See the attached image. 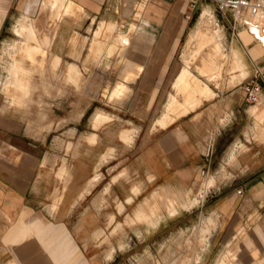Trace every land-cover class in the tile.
Instances as JSON below:
<instances>
[{"label":"crops","instance_id":"crops-1","mask_svg":"<svg viewBox=\"0 0 264 264\" xmlns=\"http://www.w3.org/2000/svg\"><path fill=\"white\" fill-rule=\"evenodd\" d=\"M27 2L30 4L26 7ZM126 2L121 5L119 2L116 3V0H0V45L5 39L3 32H10L12 25L14 30L21 16L28 12L33 15L34 20L39 18V23L34 29L32 43L35 48L34 60L38 61V48L40 50L44 48L49 57L48 60L45 59V62L49 61L51 64L49 78H59L60 86L56 88L54 94H62L67 88L78 90L73 84L68 83V79H82L79 65L70 62L77 61L76 57L80 55L79 60L92 59L98 63V61L108 60L110 55L106 56L105 53L117 52L123 59L122 71L125 73L121 75L120 80H117L112 91H107L109 97H117V89L120 88V92L124 90L127 86L124 83L127 78L131 80L141 75L144 69L140 71L142 61L153 63L146 73L148 77H167L172 68V65H169L171 59L168 53H151L146 55L148 58L140 59L137 58V55L132 54L129 57L124 56V50L133 48L134 45H131L133 42L137 45L139 41L145 39V29L148 26L168 29L169 38L166 39L164 46H166L165 48L169 47L171 41L176 40L175 36H180L183 33L189 20V14L186 13L179 25H177L179 18L175 20L174 24L177 14L184 11V5L191 11L202 4L201 0H197L195 7L190 9L187 0H126ZM209 3L212 5L213 14L215 10L219 16L215 17L216 21L218 23L221 21L219 24L226 29L227 45L233 44L239 49L243 63L244 77L240 80L220 85L212 83L211 80L208 82L214 95L216 97L220 95L216 101H222L221 107L229 110L228 117L224 123L214 124L215 114L207 115L209 112L206 111V107L199 111L193 110L204 98H210L212 94L194 75L191 74L187 78L184 76V79L195 80L193 83H200L201 88L204 87L202 90H207L208 97L200 93L198 105L195 107L182 109L179 106V109L177 108L180 112L179 117L177 116L172 122L169 120V114L165 117L164 112L167 110H164L156 122L162 125L171 123L150 131L148 135L144 136L138 147L131 149L116 162V177L112 178L107 186L114 191L113 195L116 197L117 206L116 217L110 223L108 217L110 213H107L105 217L104 205L95 207L92 202L93 198L98 200L103 195L104 186L93 195L94 197H89L95 184L93 176L99 172L98 166L101 164V159L109 150H112L109 148L99 156L106 143L101 138L99 131H96L101 123L110 119V114L97 109L89 119L86 111L90 104H87L80 110L75 121L67 118L68 113H66L59 120L56 117L49 119V128L41 129L45 133L41 134L39 131L40 134H35L32 133L34 129H32L33 131L30 128L26 129L24 122L22 128L18 129L17 118L6 115L1 110L3 105L1 100L3 99L0 97V132L5 133V135H0V264H95L89 256L91 252L94 253V251H90L92 246L90 237L94 238V231L98 236L99 229H101L102 234L107 236L108 232L105 229L115 222L118 226L122 221V217L117 216L128 215L129 218L126 221L130 219V221L143 220L146 222L143 229L134 228L133 235L137 233L138 235L142 234L144 238L147 237V234L149 235L153 230L154 219L131 218V215L133 212H142L144 209L148 212L149 208H152L153 200L149 201L150 197L154 198L158 193H154V188L183 190L190 183L197 169H208L213 151L219 150L218 153L221 155V151L225 150L218 165V169L223 170L224 163L235 160L236 153L241 149H246L248 152L244 171H242L244 176L235 182L234 186L230 183H218L200 200V211L204 209L202 208L203 203L206 202L207 209L211 211V214L216 212V215L222 218L223 224L210 231L205 249L200 251V260L194 264H213L225 240L231 242L232 246L235 240L241 241V246L237 250L232 264H264V150L249 151L250 147L238 137L239 134H242L245 141L253 140L264 145V10L258 12L246 28L232 27L231 14L228 11L219 12L211 1ZM118 6L121 11L119 14H117ZM165 7L175 9L173 18L170 16L171 21L170 18L167 20V17L161 21L165 14L163 11ZM125 9L129 10L131 16L126 14ZM205 10L207 13L205 19L211 16L210 12L204 9L198 22ZM153 14H160L159 18L162 17V19L154 21L151 19ZM118 15L132 18L128 21L127 31L124 32L130 37L129 32L135 31V39L133 42L130 38L129 42L125 40L126 48L117 39L119 30L116 29V16L118 17ZM136 20L138 23L135 22ZM85 21L87 23L93 21L102 23L106 39L110 38L106 47H103V44L94 45L96 49L94 47L90 49V56L89 53L87 54V50L78 54L79 50L76 48L78 32H74L80 29L81 24ZM167 21L168 24L169 21L171 25L173 23V27L166 26ZM254 25L256 28L261 26V29L257 28L256 31ZM138 29L140 31L137 33ZM174 33H176L175 36ZM6 36L8 35L6 34ZM117 43L121 45L118 46ZM112 46L115 50L112 49ZM174 46L175 43L170 45L172 49ZM39 57L42 61L41 55ZM63 61H65L63 70L61 73H57L60 62ZM156 67L159 72L157 75L154 74ZM73 68L75 70H72ZM178 68L179 66L176 69L178 75L175 80L181 78L179 74L183 71ZM209 74H211L210 77H214V73ZM246 78H253L258 82L261 94L257 101L246 107L251 122L242 130L241 127H235L238 124L237 118H240L237 113L244 110L245 98L241 82ZM141 99L142 103L148 100L146 92L141 93ZM168 104L169 98L163 107L165 108ZM181 104L179 102V105ZM180 109L185 112H181ZM185 109H188L189 112L186 113ZM98 114L105 118L97 123ZM90 123L96 129L92 128ZM79 126L83 127L82 131L85 130V126L94 129L96 135L89 136V139L93 141L87 142L82 137L91 130H85L80 138L81 145L78 150L92 152L87 158L80 154L74 159L73 132L77 131ZM151 127H157L154 121H151ZM57 128L60 129L57 134L51 133ZM117 135L128 143L133 139L134 133L131 128H123L118 130ZM208 138H211L212 152L209 157H206L204 147ZM58 142L60 143L59 147ZM60 157L64 159V162L72 161V168L60 200L54 202L50 194L57 185L56 160ZM93 168L94 172L91 175ZM87 178V185L90 187L89 189L86 187L85 189L88 191L82 195L83 191H80L85 186ZM214 181L215 177L212 173L205 176L197 183L193 192L194 196L192 195L190 198L194 197L197 200L196 196H200V192L213 185ZM237 188L240 189L239 193L236 192ZM186 191L188 192V189ZM111 201L114 206L115 200L111 198ZM78 204L81 209L79 212L76 210ZM44 205L56 208L52 213L48 212L45 215L41 212ZM177 205L179 207L186 206V197L179 200ZM31 212L42 213L44 217H29ZM237 222L241 224L235 227L234 232H231ZM246 226L250 229L249 234H246ZM130 233L132 234V231ZM130 233L126 236V240L125 236L121 238L120 235V239L116 237V242L108 244L102 251L100 250V253L104 254L109 245H113V255L110 257L113 259L115 255L124 251L121 246L129 242L130 236H132ZM104 260L105 258L100 259V262L98 261L96 264H104L106 262Z\"/></svg>","mask_w":264,"mask_h":264},{"label":"rangeland","instance_id":"rangeland-1","mask_svg":"<svg viewBox=\"0 0 264 264\" xmlns=\"http://www.w3.org/2000/svg\"><path fill=\"white\" fill-rule=\"evenodd\" d=\"M201 1L202 4L207 3L209 5L201 4L202 6L199 5V7L194 8L191 11L188 10L186 5H184V11L180 12L181 15L179 13L177 14V17H175L173 23L175 24V20L179 18V22L177 23V25H179L182 18L184 19V14H189V20L183 33L180 36H177L176 33H174V36L176 35V40L173 39V42L171 41L170 44L173 45V43H175L173 49L172 47H170V45L167 48H165L166 46H164L166 39L169 38L168 29H160L159 27L151 28L150 26H148L145 29L146 38L139 41L137 45L133 42L135 39V31L129 32L130 40L133 42L131 45H134V47L131 49L126 48L124 50V56L129 57L131 56L130 54H132L134 56L137 55V58L145 59V57L148 58L147 56L151 53H168L170 54L169 56L171 59L169 61V65H172V68L167 77H148L146 73L153 63H150V61H142V68L140 69V71L143 68L144 69L141 75L131 80H128L129 78H127V81L124 82L127 86L122 92H120V88L117 89V97H109V93L107 92L112 91V89L115 87V83H117V80H120L121 75L125 73L122 71L124 67L123 59L120 58L117 52H112L111 54L105 53L106 56L110 55L108 57V60L98 61V63L96 60L92 59L79 60L81 58L80 55L78 57L74 56L78 58V60L70 62L79 65L81 69L82 79H68V83L73 84L74 87L78 90L76 91L67 88V90H65V92H63L62 94H54V92H56V88L59 87L60 84L59 78H49V67L51 64L49 63V61L45 62L46 58L47 60L49 59L47 55L48 52H45L44 48L43 50H40V48H38V61L36 62L34 60L35 48L32 45L34 33H32L29 38H24L17 30H22L27 27L29 21L33 18V15L28 12L24 13L21 19L17 22V25L14 27V30L12 28L13 25L10 26L11 33L3 32V34L5 35V39L2 40L0 45V97L3 99L1 100L3 104L1 106V110L6 115L8 114L12 117L17 118L16 126L18 127V129L22 128V123L24 122V124H26V129H34V131L32 130V133L38 134L40 131V133L43 134L45 132H43L42 130H46L49 128V119L56 117L59 120V118L64 117V115L68 113L67 118L75 121L80 110L87 104H90V107L86 111L87 117L89 119L91 114L97 109H101L102 111L110 114V119L101 123L99 127H97L98 130L96 131H99L101 138L104 139L106 143L104 150L99 154V156L109 148H112V150H109L102 157L101 164L98 166L99 172H97L93 176V181L95 182L94 188L89 195V197L93 196L104 186L102 191L104 192L103 195H101L98 200H94L93 198L92 202L95 207H102L104 205L105 217L107 213H110L108 216L109 223L113 220L114 217H116V197H114V191L111 189V187L107 188L109 182L112 181V178L116 177V162L121 157L126 155V153L131 149H135L136 147H138L144 136L148 135L150 131H153L158 127H164L174 121V119L177 118L178 114L180 113L178 109L177 111H175V109L179 107V102L182 103L180 105L182 106L186 98L185 95H188V93H190L188 92V90H192L191 88L193 86L191 87L190 84H182L181 82H179L181 83V85L178 83L181 86V89L177 84V81L175 79L178 75L176 71L178 66V69L190 72L188 76H191V74L194 75V77H196L205 87H207L212 94L210 98H204L201 103L193 110L199 111L200 109L206 107V111L209 112L207 113V115L211 113L215 114L214 124H222L228 117L229 110L221 107L222 101H216V99L220 98V95L217 97L214 95V92H212L213 90L209 86L208 82L209 80H211V82L216 85H220L221 83L229 84L243 78L244 74L242 57L239 49L236 46H234L233 44L227 45L228 35L226 36V29L224 28V26L220 25L221 21H219L220 24L216 21L215 17H217L218 15L215 10L213 14L212 5L208 0ZM117 2L122 5V3H125L126 0H116V3ZM29 4L30 2H27L26 7ZM120 6H118L117 14L121 13ZM200 6L201 9L199 10ZM204 9H207L210 12L211 16L208 19L204 20L199 29H196L201 20L200 17V20L198 22L199 16ZM163 11H165L163 19L162 17L159 18L160 14H153L151 19L157 22L161 19V21H163L167 17V20L168 18H170L171 21V17L173 18L172 15H174L175 9H168L165 7ZM125 12L126 14H129V16H131L128 9H125ZM130 20H132L131 17L127 18V16L124 15H118V17L116 16V29L119 30L117 37L127 36L124 31H127L128 21ZM170 21L169 24L167 21L165 25L173 27V23L171 25ZM135 22H137V20ZM139 31L140 30L138 29L137 33ZM74 33H77L76 39L78 43L76 48L79 50L78 54H80L82 51L87 50V54L89 53V56L91 52L90 49L94 47V45L103 44V47H106L110 39H106V32L104 31L103 24H100L96 21L90 23H87V21L83 22L80 29H78ZM6 34L9 37L6 36ZM40 55L42 61H40ZM1 61H5V64L8 63L12 65V67H14L15 79L17 78L19 82L16 81L13 84L5 83L8 73L7 70L3 67ZM64 63L65 61L60 62L57 73L62 72ZM16 66L18 68V72L17 70H15ZM19 69H21L22 71H19ZM157 69L158 67H156V71L154 72L155 75L159 73ZM23 72L25 74H23ZM209 73H214V77H210L209 75L211 74ZM175 81L176 83H174ZM23 82H25V84ZM177 85L179 86V91ZM182 87L183 90L185 89L184 93L188 92L187 94L185 93L184 95L182 94V91V93L180 92V90H182ZM187 87L189 89H187ZM143 91L146 92L148 96V100L145 103H142L141 99V93ZM206 95L207 94H205V97H208V95ZM213 96H215L214 99H212ZM168 98L170 102L172 101L171 98H175L173 100L174 103L172 102L171 106H169V109H167V111L164 113L169 114V120L171 122L162 125L160 123H157L156 120L165 110L163 105L168 101ZM175 100L177 103L175 102ZM252 102L254 101L250 102L244 99V110H241L237 113L240 118H237L238 124L235 128L241 127L243 130L251 122L246 107ZM175 103L178 105H175ZM172 106L174 109L172 108ZM181 108L183 109V107ZM181 112H183V110ZM188 112L189 111H187L186 113ZM151 121H154V124H156L157 127H151ZM91 127L96 129L93 124H91ZM77 128L81 130L83 127L79 126ZM84 128L85 130L91 131L86 132L83 137L82 134L85 132V130L79 131L77 129V131L73 132L74 141L72 147L74 159L80 154L83 155L82 157L87 158L92 152L87 150H78V147L81 145V137L84 138L87 142H92L93 140L89 139V136L93 134L96 135L94 129L86 126ZM123 128L133 129L134 135L131 142L126 143L120 137H118V130ZM59 130L60 129L57 128L56 131H52L51 133L57 134ZM238 137L239 139L243 140V142L248 147H250L249 151L257 149L259 151L264 150V145L262 143H258L253 140L245 141L242 134H239ZM59 144L60 143L58 142V147ZM224 151L225 150L221 151V155L220 153H218L219 150H217L216 152L213 151L210 157L211 162L208 169H197L190 183L185 187V189L176 190L172 188H154V193H158L154 198L150 197L149 201L153 200L152 208H149L148 212H146L144 209L142 210V212H133L131 215V218L154 219L152 228L153 230L149 235L147 234V237L144 238L142 234L138 235L135 232V234L133 235V229L137 227L143 229L146 222H144L143 220L130 221V219L129 221H126V219L129 218L128 215L117 216L122 217V221L119 222L120 224H118V226L115 222L113 223V225L105 229L108 232L107 236L102 234L101 229H99L100 233L98 236L95 235L96 231H94V238L90 237V241L92 242L90 251L92 250L94 251V253L91 252L89 255L90 258L94 260V263L96 264V262H100V259L103 258H105L104 261H106L104 264L198 263V261L200 260V251H203L205 249V245L208 242V234L210 233V231H212V229H216L223 224L222 218L216 215V212L211 214V211L207 209L208 205L206 204V202L203 203V207L201 205V207L204 209L200 211V200L203 198L205 193H208V191H210L211 188L215 187L218 183H230L234 186L235 182H237L242 176H244L242 174V171H244V163L246 162L248 156V152H246L247 150H239L236 153L235 160L224 163V169L219 170L218 165L221 162V157L224 154ZM56 162L57 168L55 173L57 176V185L55 189L53 188L51 190L52 192L50 194L52 195L51 199L54 200V202L55 200H57V202L60 200L62 190L65 187L66 181L69 179L70 169L72 168V161L70 160L64 162V159L60 157L57 158ZM121 170L124 171V169ZM93 172L94 168L91 175L93 174ZM210 173H212L215 177L214 184L207 187L205 191L200 192V196H196L197 200H195L194 197L190 198L196 189L197 183ZM88 178L86 180L85 186L80 191H83L82 195L84 192L88 191L90 187L89 185H87ZM86 187H88L87 190L85 189ZM187 189L188 192H185V190ZM184 197H186L187 205L179 207L177 203L179 202V200L184 199ZM111 198L115 200L114 206L112 204ZM87 199L88 197L86 198V202ZM78 202L80 203V201ZM55 208L56 207L44 205L41 212L46 215V213L48 212L52 213ZM76 210H78L77 212L81 210L80 204H78ZM29 217L44 216L39 212H31ZM239 222L235 224L231 232H234L235 227L241 224ZM249 230L250 229L246 226V234H249ZM131 231L132 234L130 233ZM128 233L132 235L130 236L129 242L127 244H124V246H121L120 243L118 244L119 247H123V252L115 255L112 259L110 257H112L113 255L112 252L114 250V246L109 245L104 254L102 252L100 253V250L102 251V249L107 247L108 244L115 243L116 237L120 239V235L121 238L125 236L124 239L126 240V236L128 235ZM145 244L147 245L145 246ZM240 246V240H235L233 246L231 242L229 243V241L225 240L222 243V249L216 256L213 264H232L233 259L236 257L237 250L240 248Z\"/></svg>","mask_w":264,"mask_h":264},{"label":"built area","instance_id":"built-area-1","mask_svg":"<svg viewBox=\"0 0 264 264\" xmlns=\"http://www.w3.org/2000/svg\"><path fill=\"white\" fill-rule=\"evenodd\" d=\"M187 5L190 9L195 7L197 0H187ZM215 9L219 12L228 11L231 14V26H239L246 28L250 25L252 18L260 11L264 10V0H209ZM241 89L244 92V98L248 101H255L261 94V88L258 82L253 78H246L241 82ZM212 152L211 138H208L205 147L204 155L209 157ZM239 193L240 189L237 188Z\"/></svg>","mask_w":264,"mask_h":264},{"label":"bare ground","instance_id":"bare-ground-1","mask_svg":"<svg viewBox=\"0 0 264 264\" xmlns=\"http://www.w3.org/2000/svg\"><path fill=\"white\" fill-rule=\"evenodd\" d=\"M52 2H53V1H52ZM207 11H208V10H207ZM206 14H207V13H206V10H205V11L202 13V15H201L200 23H199V25L196 27V29H199V27L202 25V23L204 22V19L206 18ZM21 17H22V16H21ZM37 23H39V18H38L37 20H34V17H33V18L29 21V24H28L27 27H25V28L22 29V30H20V29H17V30H18V32H19L24 38H29V36H30L32 33H34V29H35ZM22 25H24V24H22ZM254 26H255V28H256V25H254ZM260 27H261V26H260ZM260 27L257 26V28H260ZM19 28H20V27H19ZM255 28H254V29H255ZM257 28H256V31H257ZM260 29H261V28H260ZM258 31H259V30H258ZM256 33H257V32H256ZM258 33H260V32H258ZM194 34H195V33H194ZM260 34H261V33H260ZM260 34H259V35H260ZM259 35H258V36H259ZM263 37H264V36H263ZM30 38H31V37H30ZM118 38H119V41L121 42V44H123L124 47H125V46H126V45H125V40L128 41L130 37H129V35H128V36H120V37H117V39H118ZM119 41H118V42H119ZM260 41H263V40L260 39ZM120 42H119V43H120ZM128 42H129V41H128ZM114 44H115V43H114ZM114 44H113V45H114ZM117 44H118V43H117ZM121 44H118V46L121 45ZM115 46H117V45H115ZM28 47H30V46H28ZM120 47H122V46H120ZM15 48H16V47H15ZM31 48H32V47H31ZM94 48H95V47H94ZM94 48H93V49H94ZM125 48H126V47H125ZM32 49H33V48H32ZM95 49H96V48H95ZM95 49H94V50H95ZM112 49H114L113 46H112ZM117 49H118V48H117ZM14 50H15V49H14ZM14 50H13V51H14ZM97 50H98V49H97ZM114 50H115V49H114ZM120 50H121V49H120ZM56 62H57V61H56ZM1 63H2V65H3V67L7 70V73H8L7 76H6L7 79H6V82H5V83H7V84H8V83H9V84L12 83V84H13V83H15L16 81L19 82L17 78L15 79L14 67H12V65H10V64H8V63L5 64V61H4V62L1 61ZM8 65H9L10 67H9ZM13 65H15V64H13ZM27 65H28V63H27ZM20 66H21V65H20ZM24 67H25V66H24ZM15 68H16L15 70L18 69L17 66H16ZM22 70H23V68H22ZM22 70L19 69V71H22ZM24 70H25V69H24ZM29 70H30V69H29ZM72 70H75V69L73 68ZM77 71H78V70H77ZM17 72H18V70H17ZM24 72H25V71H24ZM24 72H23V74H25ZM74 72H75V71H74ZM70 73H71V72H70ZM70 73H69V74H70ZM21 74H22V73H21ZM187 74L189 75V73H188L186 70H183L182 73L179 74V77L181 76V78L178 79V78H179V77H178V78H177L178 80H176V81H177V84H178L179 82H181L182 84L187 83V84H190L191 87L193 86V87L191 88L192 90H188V92H190V93L187 92L188 95H185L186 92L184 93V90H185V89L183 90V87H182V90H180V92L182 91L183 93H182V92H181V93L184 94V95L186 96V98L184 97V98H185L184 104H183L181 107H183V108L188 107V109H189V107H190V108H193V107H195L196 105H198L199 94L202 93L203 95H205V94H207V90H202L204 87L202 86L203 88H201V84L198 83V82H197V83H193V82H195V80H191V78H190V80H186V79H184V78H183L184 76H186V78L188 77ZM72 76H73V74H72ZM24 77H25V75H24ZM26 78H27V76H26ZM20 79H21V78H20ZM188 79H189V78H188ZM22 80H23V79H22ZM22 80H21V81H22ZM25 80H26V79H25ZM68 82H69V80H68ZM23 83L25 84V82H23ZM175 83H176V82H175ZM181 83H179V84L181 85ZM24 84H23V85H24ZM179 84H178V85H179ZM18 85H19V84H18ZM18 85H16V86H18ZM178 85H177V86H178ZM180 85H179V86H180ZM9 86H10V85H9ZM175 86H176V85H175ZM179 86H178V91H179ZM11 87H12V86H11ZM20 87H21V86H20ZM17 88H18V87H17ZM17 88H16V89H17ZM184 88H185V87H184ZM10 89H11V88H10ZM26 89H27V88H26ZM41 89H42V88H41ZM180 89H181V86H180ZM187 89H189V88L187 87ZM187 89H186V91H187ZM29 90H30V89H29ZM29 90H28V91H29ZM30 91H31V90H30ZM37 91H38V90H37ZM37 91H36V92H37ZM204 92H205V93H204ZM29 93H30V92H29ZM187 93H186V94H187ZM13 95H14V94H13ZM172 98H173V97H172ZM172 98H171L172 101L170 102V100H169V104L165 107V111H166L167 109H169V106H171L173 100L175 99V98H174V99H172ZM257 100H258V98H257L255 101H257ZM255 101H254V102H255ZM175 102H176V100H175ZM173 103H174V102H173ZM176 103H177V102H176ZM176 103H175V105H178V104H176ZM173 106H174V104H173ZM173 106H172V108H173ZM179 106H180V105H179ZM173 109H174V108H173ZM178 109H179V107H178ZM188 109H187V110H188ZM171 110H172V109H171ZM171 110H170V111H171ZM185 110H186V109H185ZM187 110H186V111H187ZM173 111H174V110H173ZM175 111H177V108L175 109ZM175 111H174V112H175ZM180 111H182V110L180 109ZM183 111H184V110H183ZM184 112H185V111H184ZM164 113H165V112H164ZM164 115H165V117L167 116V114H164ZM164 115H163V116H164ZM168 117H169V116H168ZM103 118H105V117H103L102 115H99V114H98L97 117H96V121H97V123H98L100 120H102ZM163 118H164V117H163ZM165 119H166V118H165ZM122 134H123V133H122ZM0 135H5V134L0 132ZM124 136H125V135H124Z\"/></svg>","mask_w":264,"mask_h":264}]
</instances>
